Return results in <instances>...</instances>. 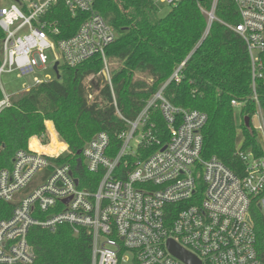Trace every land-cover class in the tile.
Returning a JSON list of instances; mask_svg holds the SVG:
<instances>
[{"label": "built area", "instance_id": "2783aa9c", "mask_svg": "<svg viewBox=\"0 0 264 264\" xmlns=\"http://www.w3.org/2000/svg\"><path fill=\"white\" fill-rule=\"evenodd\" d=\"M152 1L169 7L181 0ZM217 1L212 0L209 11L201 9L209 23L216 19ZM59 2L71 16L85 15L68 38L60 37L58 22L51 19V9ZM232 2L239 23L226 26L247 49L256 106L249 127L260 147L256 156L237 141L241 175L215 156L202 157L206 114L172 105L163 88L145 101L133 120L120 114L105 56L115 33L94 9V0H13L0 7V77L31 76L30 86L12 94L0 85V113L18 94L57 80L55 63L60 74L61 66L74 68L98 56L101 69L82 82L86 100L96 102L102 85H107L125 126L117 135L119 147L111 145L107 133L98 132L74 159L53 123L46 121L45 130L15 152L11 166L0 169V201L12 207L9 216L0 219V264H33L37 256L28 241L31 228L54 233L60 226L90 238L89 264H189L170 252L168 241L188 253L194 264H264V253L255 248L251 218L254 206L264 218V116L256 93L258 86L264 90V0ZM45 70L53 76H43ZM244 104L230 102L237 110ZM156 112L165 130H157ZM243 118L236 113L239 136Z\"/></svg>", "mask_w": 264, "mask_h": 264}, {"label": "trees", "instance_id": "16d2710c", "mask_svg": "<svg viewBox=\"0 0 264 264\" xmlns=\"http://www.w3.org/2000/svg\"><path fill=\"white\" fill-rule=\"evenodd\" d=\"M211 3L181 0L165 8L152 0H94V9L115 33L105 56L119 64L112 69L111 82L120 114L133 120L145 101L163 88V96L172 105L206 114L201 131L202 157L215 156L241 175L244 165L236 154L237 141L242 140L243 151L260 154L251 127L242 125L238 135L237 112L230 105L232 100L244 102L239 112L249 118L256 109L251 99L249 58L241 37L226 26L239 23L232 0H218L216 19L209 23L202 10L209 11ZM51 11L61 38L75 34L85 19L83 13L71 16L60 2ZM2 36L0 29V40ZM101 67L98 56L74 68L61 66L60 80L39 84L12 98L11 107L0 113V169L11 166L15 152L25 148L31 136L42 133L46 121L53 123L74 159L98 132L107 133L111 145L119 147L117 135L125 126L115 112L108 86L102 85L98 101L89 104L82 83L86 75L97 73ZM177 69V77H172ZM100 86L97 80L95 87ZM256 93L264 116V90L258 86ZM155 114L157 130H165L164 122ZM11 210V205L0 201V219L9 216ZM251 218L255 248L263 254L264 218L257 206L251 208ZM28 241L37 256L33 264L90 262V238L82 232L73 235L68 226H60L54 233L31 228Z\"/></svg>", "mask_w": 264, "mask_h": 264}, {"label": "rangeland", "instance_id": "374dc122", "mask_svg": "<svg viewBox=\"0 0 264 264\" xmlns=\"http://www.w3.org/2000/svg\"><path fill=\"white\" fill-rule=\"evenodd\" d=\"M12 3H13V0H0V7L8 6ZM165 8H168V7H165ZM47 56L49 57V54H47ZM110 67H111V69H115L116 67H119V64L115 61H111ZM43 72H44V73H42L43 76H44V74L53 76V73L50 70H45ZM37 75L39 76V74H37ZM139 77L142 78L143 76H139ZM30 84H31V76L17 77L15 74H3L0 77L1 88L7 94H12V93L20 90L23 86H26V85L30 86ZM22 94L23 93H20L18 95H22ZM235 110H236V112H239V110H237V109H235Z\"/></svg>", "mask_w": 264, "mask_h": 264}, {"label": "water", "instance_id": "95a60500", "mask_svg": "<svg viewBox=\"0 0 264 264\" xmlns=\"http://www.w3.org/2000/svg\"><path fill=\"white\" fill-rule=\"evenodd\" d=\"M57 66H58V63H55L53 70L56 73V79L57 80H60L61 76L58 73ZM243 121H244V126L246 128H249V126H250V119H249V117H244L243 118ZM77 154H79V152ZM168 248H169L170 252L173 255H175L176 257L182 259L183 261H185V262H187L189 264H194L193 258L188 253H186L185 251H183L182 249H180L172 241H168Z\"/></svg>", "mask_w": 264, "mask_h": 264}]
</instances>
